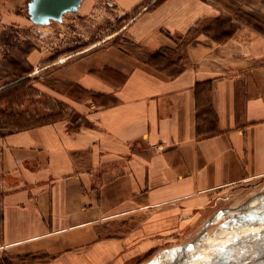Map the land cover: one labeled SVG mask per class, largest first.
Listing matches in <instances>:
<instances>
[{
  "label": "crops",
  "instance_id": "0c3cea01",
  "mask_svg": "<svg viewBox=\"0 0 264 264\" xmlns=\"http://www.w3.org/2000/svg\"><path fill=\"white\" fill-rule=\"evenodd\" d=\"M100 1L131 16L125 44L25 54L28 86L60 109L0 134V252L189 262L211 199L264 178V0H82L69 13ZM26 3L0 0V29L48 27Z\"/></svg>",
  "mask_w": 264,
  "mask_h": 264
},
{
  "label": "rangeland",
  "instance_id": "374dc122",
  "mask_svg": "<svg viewBox=\"0 0 264 264\" xmlns=\"http://www.w3.org/2000/svg\"><path fill=\"white\" fill-rule=\"evenodd\" d=\"M130 19L100 1L90 13L77 16L67 12L62 22H51L39 31L0 29V134L57 117L58 101L28 86L24 58L30 49L45 50L62 62L67 56L77 58L103 46L112 37L113 43L123 45ZM210 202L208 233L199 247L190 251L194 254L191 261L182 264H264V178L220 192ZM31 261L34 259L0 252V264Z\"/></svg>",
  "mask_w": 264,
  "mask_h": 264
},
{
  "label": "water",
  "instance_id": "95a60500",
  "mask_svg": "<svg viewBox=\"0 0 264 264\" xmlns=\"http://www.w3.org/2000/svg\"><path fill=\"white\" fill-rule=\"evenodd\" d=\"M82 0H30L26 4V13L34 25H48L62 22L67 12L78 10Z\"/></svg>",
  "mask_w": 264,
  "mask_h": 264
},
{
  "label": "bare ground",
  "instance_id": "6f19581e",
  "mask_svg": "<svg viewBox=\"0 0 264 264\" xmlns=\"http://www.w3.org/2000/svg\"><path fill=\"white\" fill-rule=\"evenodd\" d=\"M254 229V228H253ZM211 250V249H210ZM213 250V249H212ZM211 252V251H210ZM208 254V253H207ZM253 256V255H252ZM257 256V255H256Z\"/></svg>",
  "mask_w": 264,
  "mask_h": 264
},
{
  "label": "trees",
  "instance_id": "16d2710c",
  "mask_svg": "<svg viewBox=\"0 0 264 264\" xmlns=\"http://www.w3.org/2000/svg\"><path fill=\"white\" fill-rule=\"evenodd\" d=\"M228 36V35H227Z\"/></svg>",
  "mask_w": 264,
  "mask_h": 264
}]
</instances>
